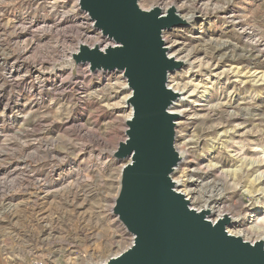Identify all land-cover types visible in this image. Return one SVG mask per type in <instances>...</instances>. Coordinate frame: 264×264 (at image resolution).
<instances>
[{
  "label": "rangeland",
  "instance_id": "1",
  "mask_svg": "<svg viewBox=\"0 0 264 264\" xmlns=\"http://www.w3.org/2000/svg\"><path fill=\"white\" fill-rule=\"evenodd\" d=\"M139 2L145 9L174 4L181 16L194 15L163 32L168 51L190 50V60L205 61L212 42L224 43V52H235V65L264 70V0ZM85 12L79 0H0V251L22 264H100L133 241L111 209L126 163L113 155L127 137L129 110L112 105L128 94L111 88L125 81L123 71L90 72L88 63L75 62L82 66L72 82L71 70H54L80 43L98 39L101 31ZM82 70L87 77L79 83ZM194 74L196 81L203 77ZM236 88L234 97L246 98L241 105L212 111L204 106L220 95L199 88L193 111L176 127V145L188 156L174 176L193 208L210 200L216 214L240 216L229 230L254 242L264 236L253 229L264 217L257 159L264 152V84ZM237 144L245 145L241 157Z\"/></svg>",
  "mask_w": 264,
  "mask_h": 264
},
{
  "label": "water",
  "instance_id": "2",
  "mask_svg": "<svg viewBox=\"0 0 264 264\" xmlns=\"http://www.w3.org/2000/svg\"><path fill=\"white\" fill-rule=\"evenodd\" d=\"M140 0H79L94 26L114 44L80 43L76 63L95 71L121 70L132 89V117L114 157L124 164L113 213L133 234L131 244L100 264H264V242L232 234L231 216L209 218L197 210L171 176L180 161L176 119L169 106L179 96L168 75L183 61L169 57L163 32L184 26L171 4L145 9Z\"/></svg>",
  "mask_w": 264,
  "mask_h": 264
},
{
  "label": "bare ground",
  "instance_id": "3",
  "mask_svg": "<svg viewBox=\"0 0 264 264\" xmlns=\"http://www.w3.org/2000/svg\"><path fill=\"white\" fill-rule=\"evenodd\" d=\"M183 18H185L186 20H188L190 22L194 21V15L193 14L185 15V16H183ZM85 23H89V24L91 23L90 25L93 24L91 19L85 20ZM98 35H99L98 39H96V41L93 42V44L90 46L99 45L102 49H104L106 46H108L110 44H114V42L113 43L112 42L105 43V41H106L104 39L105 36H103L101 32L98 33ZM87 40H88V38H87ZM83 43H86V42L84 41ZM212 45H213V48H212V52H211V57H209V58L206 57L207 59L205 61L201 57H200L201 59H199V57H198L199 60L197 58L190 60V59H192V52L190 50L186 51L184 49H180L176 52H173L170 50L168 51L169 57H173L176 60H181V61H183V63L185 65H188L186 70L185 71L183 70L184 71L183 74H178L177 76L171 75L172 73H174L176 71L175 70V71L170 72L168 75V83H167L168 87L173 89L175 92L180 93V95L176 99H174L169 106V112L175 113L178 115V118L176 119V127H178V124H179L178 120L180 119L181 115H190L191 112L193 111L195 103L198 101L196 94H197L199 88H204V90H203L204 92L213 91L212 96L214 95L215 92H217L220 95L219 101H217V103L213 104L212 100L209 99L208 104L207 105L204 104L205 105L204 107H206V110L212 111L215 109L227 110L229 108H232L237 103V101L246 99V98L241 97L242 95H240V94H239L238 98H237V95L235 96L237 99H233L234 94L237 92L236 85L238 82L244 83L245 85H247L251 81H254L257 84H264V70H258V69L254 70L253 67H249L250 65L246 64V63L241 65V66L239 64L235 65L234 64V60L236 58L235 52H232V53L226 52V51L224 52V50L227 48L224 43L212 42ZM73 53H74V51H71L70 56L66 57L67 60L64 61L63 63L55 64L54 70L55 69H58L60 71H64V70H68V69L71 70L70 79L72 82H75L76 78H78L80 76V70H81L82 65L75 63V61L72 59ZM215 58H217V59L215 60ZM87 67H88L90 72L96 71V70L93 71L90 68V66H88V65H87ZM98 70L101 71L103 69H98ZM197 71L201 72V74H203V77L201 79H199V81H196L195 74H194ZM122 74H123L125 81L117 79L116 82H114L111 85V88L113 87L114 89H117L118 95H120L122 92H124L123 90L128 91V94L122 95V97L115 104H112V105L113 106L116 105L117 107H123L124 106L129 110L128 113L125 114V117H126L125 121H127L132 117V114H133L132 105L129 103V97L132 94V89L130 88V86L128 84V80H127V77L124 74V72H122ZM82 75H83L82 80L81 79L79 81L77 80V82L83 83V81L85 80V77H87L86 70L85 71L82 70ZM210 89H211V91H210ZM118 95H117V97H119ZM205 95H207V94H205ZM98 96L102 101L106 100V99H104L103 96H101V97H100V95H98ZM109 104L110 103H108V105ZM237 104H238V106L241 105L240 102ZM245 106H247V105H245ZM235 112L236 111L234 110V113H232V116H237V114ZM241 144H243V143H241ZM237 146H238V144H237ZM228 147H230V146H228ZM176 148L180 154V161H179L178 165L175 167L171 176L175 182L176 190L179 192H184V190L179 189V182L181 180L176 178L174 175L181 168V166H182L181 163L186 160L188 153L186 150H180L177 145H176ZM231 148H232V146H231ZM244 149H245V145L238 146L237 149H234L235 155L238 157H241L245 152ZM257 159L260 162V169L264 170V152H263V154H260L259 157L257 155ZM126 162H129V159H127ZM123 167H124V165L122 166V169H123ZM122 169H121V173H120L119 183L121 182ZM262 173L264 174V171H262ZM263 177H264V175H263ZM258 178H259V176H258ZM260 179H261V177H260ZM115 198H116V196H115ZM115 198L113 199V201H115ZM187 198H189V197L187 196ZM210 204H211V202H210V200H208L203 209L209 210V212H210L209 216H214V214H216L215 213L216 210L214 209L215 206L210 205ZM112 208H113V206H112ZM224 214H229L231 216L232 221H231V224L228 225L227 228H228V231L230 233H232L229 230V227L232 226L234 223H237L238 221H240V219H239L240 216L234 217L230 213L224 211V212H221L219 214H216L217 217H215L213 219V221L217 220L219 217H222ZM253 229H256L259 231H264V217L260 218L258 221L256 220V224L253 226ZM232 234L239 235V236L243 237V235L241 233H232ZM256 240H262L264 242V236H261V237L257 238Z\"/></svg>",
  "mask_w": 264,
  "mask_h": 264
},
{
  "label": "built area",
  "instance_id": "4",
  "mask_svg": "<svg viewBox=\"0 0 264 264\" xmlns=\"http://www.w3.org/2000/svg\"><path fill=\"white\" fill-rule=\"evenodd\" d=\"M11 264H22V263L20 261L15 260V259H11ZM31 264H48V263L43 261V260L36 259Z\"/></svg>",
  "mask_w": 264,
  "mask_h": 264
},
{
  "label": "crops",
  "instance_id": "5",
  "mask_svg": "<svg viewBox=\"0 0 264 264\" xmlns=\"http://www.w3.org/2000/svg\"><path fill=\"white\" fill-rule=\"evenodd\" d=\"M0 264H11V259L4 256V254L0 251Z\"/></svg>",
  "mask_w": 264,
  "mask_h": 264
}]
</instances>
